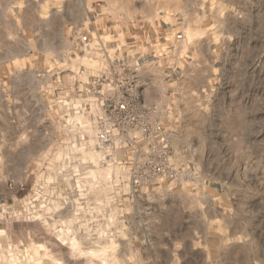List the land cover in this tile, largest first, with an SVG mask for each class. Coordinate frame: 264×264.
<instances>
[{
	"label": "rangeland",
	"instance_id": "rangeland-1",
	"mask_svg": "<svg viewBox=\"0 0 264 264\" xmlns=\"http://www.w3.org/2000/svg\"><path fill=\"white\" fill-rule=\"evenodd\" d=\"M211 2L213 29L194 39L187 30L192 52L176 55L151 32L164 7L190 10L192 0H0V157L30 162L31 178L6 202L0 264H264V0ZM94 30L106 63L142 54L140 75L155 71L143 99L161 112L174 178L134 186L146 144L120 147L112 134L101 145L92 117L63 116L54 103L51 71L75 67L74 38ZM132 42L134 57L122 53ZM92 56L74 64L105 67ZM169 65L177 71L166 87ZM14 132L18 148L8 151Z\"/></svg>",
	"mask_w": 264,
	"mask_h": 264
},
{
	"label": "built area",
	"instance_id": "built-area-1",
	"mask_svg": "<svg viewBox=\"0 0 264 264\" xmlns=\"http://www.w3.org/2000/svg\"><path fill=\"white\" fill-rule=\"evenodd\" d=\"M73 45L70 51L72 57L68 61L75 67L54 66L55 70L50 73L53 76V101L66 109L62 115H71L72 118L77 114L92 117V131L101 145L108 144L112 134L120 138V147L144 142L149 150L141 174L131 181L134 186L148 178H174L176 172L167 153L164 124L158 119L161 112L157 105L145 103L143 99L146 83L140 78V66L137 63L141 54L136 58V64L123 62L114 66L113 60L106 63L109 59L107 43L95 30L86 34L83 41L74 38ZM124 47L122 53L128 52ZM81 54L89 58H97L92 54L98 55L101 63L105 62V67L98 69L97 65H75L74 60ZM64 71L67 73L61 75ZM48 72L40 70L38 75L44 77ZM75 100L79 101L78 105L73 104ZM75 122L77 125L83 124L77 120ZM8 208L6 203H0V219L8 212ZM6 257L12 258V252H7Z\"/></svg>",
	"mask_w": 264,
	"mask_h": 264
},
{
	"label": "crops",
	"instance_id": "crops-1",
	"mask_svg": "<svg viewBox=\"0 0 264 264\" xmlns=\"http://www.w3.org/2000/svg\"><path fill=\"white\" fill-rule=\"evenodd\" d=\"M194 3L193 8L190 10L178 5L176 3H170L167 7L163 8L162 14H160L158 18V24L156 28L152 29L151 35L152 39L154 40L155 36L158 40L163 43L162 49H164L165 53L169 54H188L192 52L189 46H185L182 41L186 39V31L188 30L191 33V38L194 37L203 30H211L213 29L214 23V16L218 11L216 8H213V4L211 0H192ZM235 9V5L233 6ZM230 9V4L225 3L222 6L221 10H224L226 14ZM208 25V26H206ZM156 34V35H155ZM131 46L124 47V49H128L127 51H132L133 57L134 54L136 55V51L141 48L138 45V48H134L135 42L130 43ZM154 45V44H153ZM133 47V48H132ZM137 47V46H136ZM152 47V46H150ZM132 48V49H131ZM130 55V54H129ZM142 56V54H141ZM131 60V59H130ZM129 60V63H130ZM177 65H169L167 66V73L163 74V79L166 81L168 87L171 84V80L175 75ZM148 73L144 72L143 75H140V78L143 82L146 83L147 86L144 87L143 91H146L147 88L153 86L154 82L156 81V74L155 71H151L148 68ZM176 70V71H175ZM23 83V82H22ZM39 83V82H38ZM23 89L27 90V85L22 84ZM38 88V96L42 98L43 93L45 92L44 86L37 85ZM7 92L10 91L11 95L10 98L8 97V93H5L6 103H13L12 101L16 98L13 93V88L10 90H6ZM13 99V100H12ZM9 104V105H10ZM13 106V105H12ZM12 106L7 107L5 116H14L12 112ZM1 135L3 134L0 131ZM8 135V136H7ZM5 135L8 138L7 145H5V149L8 151H14L18 148L17 142L12 141L14 140L13 137L17 135L15 132L11 134ZM29 135V134H28ZM28 143H31V140L27 139ZM29 162V161H28ZM29 165L21 164L20 161L14 160L13 156L7 155L5 158L0 157V203L1 202H9L12 201L13 203L19 201L20 193L19 191L21 188V182L26 181L25 183H30V171L28 170ZM24 168V169H22ZM23 171V172H22ZM24 174L23 176L20 175Z\"/></svg>",
	"mask_w": 264,
	"mask_h": 264
}]
</instances>
